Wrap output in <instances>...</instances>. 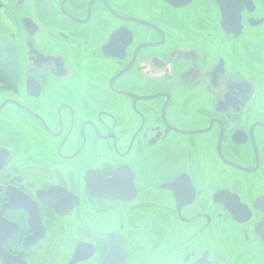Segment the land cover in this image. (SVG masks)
I'll return each instance as SVG.
<instances>
[{"label": "flooded vegetation", "instance_id": "flooded-vegetation-1", "mask_svg": "<svg viewBox=\"0 0 264 264\" xmlns=\"http://www.w3.org/2000/svg\"><path fill=\"white\" fill-rule=\"evenodd\" d=\"M0 264H264V0H0Z\"/></svg>", "mask_w": 264, "mask_h": 264}, {"label": "trees", "instance_id": "trees-1", "mask_svg": "<svg viewBox=\"0 0 264 264\" xmlns=\"http://www.w3.org/2000/svg\"><path fill=\"white\" fill-rule=\"evenodd\" d=\"M4 58H5V57H1V56H0V75H3L4 73H6V69H7V67L4 66V65L2 64V62H1Z\"/></svg>", "mask_w": 264, "mask_h": 264}]
</instances>
